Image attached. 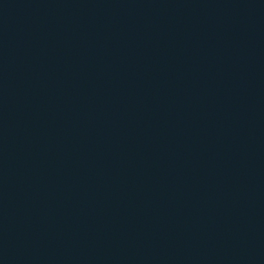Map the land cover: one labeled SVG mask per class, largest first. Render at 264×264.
Masks as SVG:
<instances>
[{"label": "water", "instance_id": "1", "mask_svg": "<svg viewBox=\"0 0 264 264\" xmlns=\"http://www.w3.org/2000/svg\"><path fill=\"white\" fill-rule=\"evenodd\" d=\"M0 264H264V0H0Z\"/></svg>", "mask_w": 264, "mask_h": 264}]
</instances>
